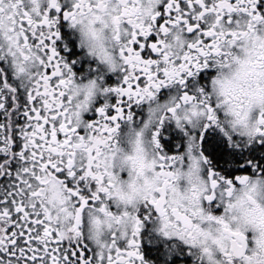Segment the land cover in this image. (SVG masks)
Instances as JSON below:
<instances>
[{
    "label": "snow or ice",
    "instance_id": "6c2138e0",
    "mask_svg": "<svg viewBox=\"0 0 264 264\" xmlns=\"http://www.w3.org/2000/svg\"><path fill=\"white\" fill-rule=\"evenodd\" d=\"M120 2L125 6L129 5V0ZM131 3H137V0H131ZM258 3L259 0H165L163 10L151 17L150 24L141 25L128 18L126 25L129 32L119 49L124 64L122 83L117 87L104 89L105 94L114 93L118 100L115 105L105 103L99 107V119L87 122L83 128L73 126L67 119L65 102L69 98L64 89L68 82L67 74L75 76V72L60 56L56 46L61 36L58 25L62 4L60 0H47L43 8H37L34 12L30 13L25 9L18 21L19 30L23 33L22 38L27 47L35 49L38 54L40 71L33 78L32 87L26 92L30 107L24 112L27 123L21 129V149L13 150V135L8 136L6 133L0 139V155L4 157L0 161V181L10 178L6 190H0V264H93L94 259L101 264L105 261L106 264L143 262L137 237L144 221L139 215L135 218L136 228L131 238L127 239V246L114 245L107 256L89 255L88 246L80 242L83 237L85 210L102 205L103 200L111 196V184L101 163V153L119 131L120 121L133 119L131 111L125 113L124 105L130 108L132 103H141L145 94H154L153 90L159 92L164 87L186 85L187 78L208 68L210 61L220 64L222 60L229 58L231 50L242 38L258 29H264V12L258 9ZM85 5L89 11L93 10V5L88 0H73L71 10L63 12V19L75 24L77 15L84 10ZM104 7L105 0H96V11H101ZM177 28L183 33V50L179 55L172 56L168 52L165 37L171 29ZM116 40L121 41V37L117 35ZM252 67L254 71L250 75L264 78V54L257 57ZM23 72L24 69L20 68L18 74ZM255 84L260 87L259 79L255 80ZM0 89V112L7 113L10 121L20 107L18 89L9 83L7 76L3 78ZM181 100L193 105L192 115L199 114L207 120L199 137L203 142L204 133L208 129L219 127V105L211 102L205 88L198 89V95L184 92ZM198 105L203 106L199 113ZM113 107L115 114L110 113ZM178 107L179 105L169 111L175 114ZM184 120L191 123L187 114ZM176 125L185 129L179 117L176 118ZM9 127H13L11 122L0 124V128ZM81 129L85 131L82 132ZM160 134V129L153 133L159 149ZM255 136L264 144V111L259 115ZM228 139L231 141L232 137ZM251 143L250 138L249 144ZM201 155L207 163L208 157L203 152ZM176 158L161 154L159 174L171 176V172L164 170ZM48 177L59 179V183L74 201L76 217L70 230L71 235L67 238L53 227L41 199ZM249 179L248 175L229 179L209 168L210 187L203 200H216L218 190L221 196H231L235 183L243 184ZM167 183L166 180L165 185ZM160 191L163 192L164 189L161 188ZM148 203L156 212L165 214L161 199H152ZM99 211L104 212L106 208L101 206ZM179 218L191 226L190 217L182 215ZM206 219L223 223L220 217L209 215ZM233 236L238 241L246 240L241 234ZM225 255L227 264H232L231 256ZM239 255L243 256L242 249Z\"/></svg>",
    "mask_w": 264,
    "mask_h": 264
},
{
    "label": "clouds",
    "instance_id": "9594fccd",
    "mask_svg": "<svg viewBox=\"0 0 264 264\" xmlns=\"http://www.w3.org/2000/svg\"><path fill=\"white\" fill-rule=\"evenodd\" d=\"M60 2L62 4V0ZM164 2L137 0V3L132 4L129 0V5L125 6L120 0H105L104 9L96 11V0H88L93 10L89 11L85 5L84 10L77 15L76 23L70 24L78 34L80 48L86 51L90 59L98 61L108 72L123 73L124 64L119 49L129 32L127 19L132 18L141 25L150 24L151 17L163 10ZM46 4L47 0H2L0 3V60L8 62L14 69L15 79L26 89L32 87L33 78L40 71L39 57L35 49L27 47L23 41L18 21L26 8L31 13ZM117 35L121 41L116 40ZM165 42L172 56L179 55L183 50L182 31L179 28L171 29ZM231 52L229 58L220 64L215 63L216 75L206 89L211 102L219 105V127L215 128L227 138L238 135L248 143L251 138L254 143L259 139L255 136V129L259 115L264 111V78L253 77L250 73L254 71L252 65L257 57L264 54V29H258L242 38ZM20 68L24 72L18 74ZM256 79L260 81L259 88L256 87ZM67 81L64 89L69 98L65 102L67 119L73 126L83 128L87 124L85 114L94 106L105 88H102L100 78L81 79L76 74L73 76L68 73ZM160 90H153L152 96L145 94L139 103L148 105L147 119L139 127L133 119L127 120L130 122L127 131L122 132L121 126L110 145L103 149L100 159L111 184V196L104 199L102 205L85 210L80 242L93 250V257L97 254L107 256L114 245L123 247L122 244L131 238L136 228L135 218L141 208L151 206L148 202L152 199H161L166 211L164 215L155 211L158 233L189 246L194 264H227L225 254L231 256L232 264H264V172L257 170L256 174L248 175L250 179L247 182L235 183L231 196H221L218 190L217 199L223 205V212L219 215L215 214L213 208L206 207L203 200L210 187L205 169L212 161L207 156L208 161L204 162L201 153L205 152L197 135L190 134L187 150L175 155V161L169 162L171 166L164 171L172 175H160L161 151L156 147L153 133L161 128V121L164 126L168 122L176 123L179 117L190 133L202 131L203 125L207 123L204 116L192 115L193 105L181 100L182 93L177 91L162 102L158 98ZM177 105L179 107L175 114L171 113L169 109ZM202 107L197 106V113ZM220 113L224 114L223 117ZM186 114L191 118L190 124L184 120ZM5 115L8 117L7 113ZM14 119L11 117L9 121L8 118L0 124L11 122L13 125ZM12 129L0 128V139L6 133L11 136ZM164 155L169 156L166 153ZM0 190L6 189L0 185ZM41 199L53 227L67 238L71 235L70 230L76 217L73 198L59 183V179L48 177ZM101 206L106 211H99ZM182 215L190 217L191 226L179 218ZM209 215L222 218L223 223L207 220ZM144 226L141 225V231ZM233 234H241L246 240L238 241ZM140 235L141 232L137 240L142 254ZM241 249L243 256L239 255ZM93 264L101 262L94 259ZM135 264L155 262H148L144 257L143 262L136 261Z\"/></svg>",
    "mask_w": 264,
    "mask_h": 264
},
{
    "label": "flooded vegetation",
    "instance_id": "af4514ba",
    "mask_svg": "<svg viewBox=\"0 0 264 264\" xmlns=\"http://www.w3.org/2000/svg\"><path fill=\"white\" fill-rule=\"evenodd\" d=\"M72 3L73 0H62V12L59 14L61 20L58 25L61 36L57 40L56 45L58 53L70 64L79 78H100L102 88L119 86L122 83L124 73L108 72L102 65H99L98 61L90 59L86 51L80 48L78 34L75 29L71 27L69 21L63 19V12L71 10ZM258 9L264 12V0H259ZM215 75V62L210 61L208 68L202 69L195 76L187 78L186 85H173L162 88L158 98L162 102L167 101L177 91L182 94L188 92L192 95H198V89H207ZM5 76H7L9 83L18 89L17 97L20 107L14 113L12 135L14 138L13 150L19 151L23 144L21 129L27 123L24 112L29 109L30 105L27 102V89L22 86L20 81L15 79L14 69L10 67L8 62L0 60V85H2V80ZM117 100L118 98L114 93H101L94 106L85 114V120L87 122L98 120L97 109L105 103L115 105ZM11 107H15V105H11ZM147 107L148 105L146 104L135 103H132L130 108L124 105L126 114L128 111L132 112L133 121L136 122L137 127L147 119ZM110 113L115 114L114 107L110 109ZM220 115L223 117L224 114L220 113ZM7 119L8 117L5 113L0 112V123H4ZM120 123L122 126L121 131L126 132L130 122L125 119L121 120ZM81 131L85 130L81 129ZM160 133L161 154L166 153L169 156L179 155L187 150V140L190 134H195L198 137L201 135L199 130L194 133H190L187 129L182 130L175 122L166 123L160 128ZM202 145L205 155L212 161V164L205 169V176L208 175L209 168L233 180L238 175L256 174L257 170L264 172V144H261L259 140L249 144L245 139L235 135L229 141L218 129L213 127L204 133ZM0 146H2V142H0ZM3 158L0 155V161ZM17 166H19L18 163ZM9 182L10 178L6 177L0 181V185H3V188L6 189ZM204 203L206 207L213 208L217 215L223 212V205L219 199L212 202L205 201ZM139 215L145 225L141 231L140 242L141 251L146 261L155 262V264H194V257L190 254L189 246L178 240L165 238L158 233L154 220L157 213L154 208L147 205L143 206ZM122 246L126 247V242ZM88 249L89 255H92L93 250L91 248Z\"/></svg>",
    "mask_w": 264,
    "mask_h": 264
}]
</instances>
